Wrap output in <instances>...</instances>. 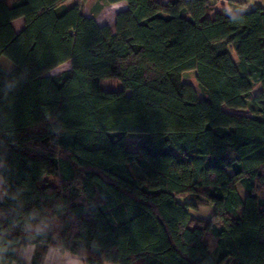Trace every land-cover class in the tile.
I'll list each match as a JSON object with an SVG mask.
<instances>
[{"label":"trees","instance_id":"trees-1","mask_svg":"<svg viewBox=\"0 0 264 264\" xmlns=\"http://www.w3.org/2000/svg\"><path fill=\"white\" fill-rule=\"evenodd\" d=\"M68 1L0 0V264H264V6Z\"/></svg>","mask_w":264,"mask_h":264},{"label":"rangeland","instance_id":"rangeland-1","mask_svg":"<svg viewBox=\"0 0 264 264\" xmlns=\"http://www.w3.org/2000/svg\"><path fill=\"white\" fill-rule=\"evenodd\" d=\"M73 1L78 0H69L67 4H72ZM81 1V0H80ZM162 2H167V0H161ZM216 4L215 12L217 11H223L226 14H233L240 10H245L248 7H256V6H264V0H210ZM82 2V1H81ZM83 9L86 15L88 16H96L97 20L100 24L108 23L111 26H114L115 24V18H116V10H121L120 6H112L107 4L108 2L106 0H84L83 2ZM126 8V7H125ZM215 12L213 14H215ZM17 28L21 27V22H17L16 24ZM70 68V62H66L62 65L57 66L56 68L52 69L48 72L50 75H54L57 73H60L66 69ZM183 78L186 82L193 84L198 90V84H197V71L196 70H190L183 74ZM108 84L116 86L117 83L115 82H108ZM260 88L256 87L253 91V94H257L259 92ZM239 112L251 116H257L256 113H253L250 109H243ZM137 135H130L128 140L129 142H133L137 140ZM241 187V186H240ZM243 192V189L240 188ZM210 206L208 204H200V211L205 216H210V212L213 211L210 210Z\"/></svg>","mask_w":264,"mask_h":264},{"label":"crops","instance_id":"crops-1","mask_svg":"<svg viewBox=\"0 0 264 264\" xmlns=\"http://www.w3.org/2000/svg\"><path fill=\"white\" fill-rule=\"evenodd\" d=\"M74 2H76V1H73L72 3H74ZM107 4L112 5V6H120L121 7L120 8L121 10H116V14H118L120 11L127 8V2L126 1H120V2H116V3H107ZM93 17L97 20L96 16H93ZM16 22H21V24L23 23V21L21 19L16 21ZM104 24H106V23H104ZM209 206H210L209 208H211L210 210H212V208H213L212 205H209ZM199 209H200V206L196 210H193L195 215L202 216V217H209V216H205L204 214H202ZM211 213H212V211L210 212L209 215H211ZM210 243H211L212 247L215 248V243L214 242H210ZM35 251H36V245H29V246L24 247L22 249L21 258L25 261V264H33L32 259H33ZM44 264H87V263L84 261L83 258L76 256V255H73L70 252H60L55 248H50L48 251V254L46 256V259L44 261Z\"/></svg>","mask_w":264,"mask_h":264}]
</instances>
